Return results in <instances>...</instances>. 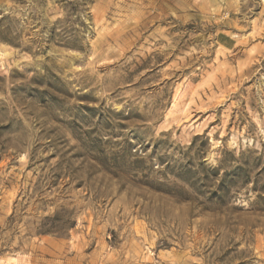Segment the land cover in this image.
Instances as JSON below:
<instances>
[{"label":"rangeland","instance_id":"obj_1","mask_svg":"<svg viewBox=\"0 0 264 264\" xmlns=\"http://www.w3.org/2000/svg\"><path fill=\"white\" fill-rule=\"evenodd\" d=\"M264 264V0H0V264Z\"/></svg>","mask_w":264,"mask_h":264},{"label":"bare ground","instance_id":"obj_2","mask_svg":"<svg viewBox=\"0 0 264 264\" xmlns=\"http://www.w3.org/2000/svg\"><path fill=\"white\" fill-rule=\"evenodd\" d=\"M9 261L10 262H8L7 264H20V261L18 258H10Z\"/></svg>","mask_w":264,"mask_h":264}]
</instances>
